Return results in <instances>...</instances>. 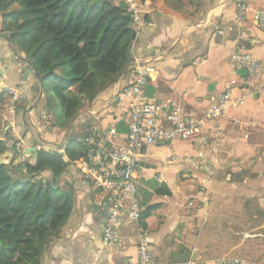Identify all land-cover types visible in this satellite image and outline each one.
<instances>
[{
	"label": "crops",
	"instance_id": "0c3cea01",
	"mask_svg": "<svg viewBox=\"0 0 264 264\" xmlns=\"http://www.w3.org/2000/svg\"><path fill=\"white\" fill-rule=\"evenodd\" d=\"M122 1L125 3H113ZM133 2L139 7L140 20L152 26L139 32L134 27L137 37L125 73L64 132L40 119L46 114L44 95L37 92L38 81L24 53H14L5 40L0 16V143L7 146L0 158L10 166L34 162V149L53 151L69 141L85 142L93 127L114 126L117 143L125 144L130 99L123 91L130 86V66L136 61L154 69L146 94L160 106L158 121L163 127L169 126L166 117L175 107L184 117L192 113L201 117L233 83V99H244V104L232 107L218 121L206 122L198 140L157 143L144 149L135 175L138 197L142 213L158 206L143 223L157 264H210L206 249L224 246L222 241L229 243L232 252L256 250L253 256L261 257L262 264L264 32L253 24L252 17L237 25L234 5L245 2L264 9V0H203V7L192 17L166 0ZM237 50L250 52L260 61L258 81L249 83L234 73L231 55ZM216 128L223 130L225 138L221 152L213 156L210 144L204 147L203 141ZM17 144L23 145L22 161L17 158ZM201 150L208 153L202 160L198 158ZM64 160L68 162L67 157ZM75 163L59 182L74 193L72 215L61 234L48 244L42 264H132L137 257V225L125 221L119 242L105 245L106 195L84 178ZM43 176L52 181L50 172ZM165 189L171 195L157 194Z\"/></svg>",
	"mask_w": 264,
	"mask_h": 264
},
{
	"label": "trees",
	"instance_id": "16d2710c",
	"mask_svg": "<svg viewBox=\"0 0 264 264\" xmlns=\"http://www.w3.org/2000/svg\"><path fill=\"white\" fill-rule=\"evenodd\" d=\"M166 1L188 17L203 7V0ZM0 16L1 32L41 76L44 112L63 132L114 87L131 63L137 32L123 1L0 0ZM6 147L0 143V157ZM87 151L85 142L69 141L68 162L56 150L45 149L35 162L17 166L0 158V264H42L48 244L73 211L74 193L70 187L55 188L57 179ZM157 194L171 195L168 189ZM157 208L145 210L141 221Z\"/></svg>",
	"mask_w": 264,
	"mask_h": 264
},
{
	"label": "built area",
	"instance_id": "2783aa9c",
	"mask_svg": "<svg viewBox=\"0 0 264 264\" xmlns=\"http://www.w3.org/2000/svg\"><path fill=\"white\" fill-rule=\"evenodd\" d=\"M129 12L133 15L134 27L139 32L142 28L152 26L138 17L139 7L133 0H125ZM252 17L253 24L264 32V9H255L251 4L236 2L234 18L237 25L246 24ZM231 66L238 75L240 69L248 73L249 83L256 82L261 77V63L250 52L237 50L231 55ZM131 83L123 92L130 99V111L126 116L128 133L125 144H118V133L114 126L106 129L93 127L85 143L88 146L86 156L75 163L82 175L97 190L106 195L108 218L104 225L103 243L107 246L117 244L120 240V227L125 221L135 222L137 225V257L132 264H157L154 257L153 245L148 231L141 221L142 209L138 197L136 172L138 162L144 149L157 143H174L176 141H196L205 129L206 122L218 121L224 118L232 107L244 104V99L234 100L235 85L230 84L227 89L217 96L201 117L192 113L184 117L178 107L166 117L168 127H163L159 121L160 106L146 94L147 87L154 69L136 61L130 66ZM49 127L54 128L50 117L44 114L40 118ZM34 121V120H33ZM203 141L204 147L210 144V154L219 155L221 144L225 138L223 130L216 128L208 133ZM40 148L39 150H41ZM66 145H61L56 151L64 156ZM206 150V148H205ZM198 152V158L204 159L207 152ZM16 152L20 153L21 161L24 155L23 145L17 144ZM192 160L191 157H187ZM210 264H245L237 258L222 257Z\"/></svg>",
	"mask_w": 264,
	"mask_h": 264
},
{
	"label": "rangeland",
	"instance_id": "374dc122",
	"mask_svg": "<svg viewBox=\"0 0 264 264\" xmlns=\"http://www.w3.org/2000/svg\"><path fill=\"white\" fill-rule=\"evenodd\" d=\"M54 103H56V100H54ZM239 239V238H237ZM224 243V246H219L218 244L214 245L211 247V249H206V251L209 253L208 260H214L217 258H222V257H233L235 258L236 256H239L243 258L244 260H249L253 259L256 261H259V264H261V257H255L256 250L254 249H237V251L232 252L231 249L229 248V243L227 241H222ZM211 260V261H212ZM211 261H209L211 263ZM208 262V263H209ZM264 264V263H262Z\"/></svg>",
	"mask_w": 264,
	"mask_h": 264
},
{
	"label": "water",
	"instance_id": "95a60500",
	"mask_svg": "<svg viewBox=\"0 0 264 264\" xmlns=\"http://www.w3.org/2000/svg\"><path fill=\"white\" fill-rule=\"evenodd\" d=\"M5 40L8 42L11 50L14 52V53H18L17 52V47L12 45L11 41H9L8 39L5 38ZM31 70L34 72L35 74V77L37 78V81H38V85H39V88L37 89V92L40 93L39 95H44V83H43V80L41 78V76L39 75V73L35 70V68L33 66H31ZM238 76L241 77V78H247L248 76V73L245 69H240L238 71ZM31 111V110H30ZM30 111H25V113L28 115L30 113ZM34 152V156H33V159H34V162L37 160V157H38V152L35 151V149L33 150ZM17 153V157L19 156L20 158V153L16 152ZM27 154H29V152H27ZM60 179H61V176L58 177L57 179V185L55 186V188H57L59 186V182H60Z\"/></svg>",
	"mask_w": 264,
	"mask_h": 264
}]
</instances>
